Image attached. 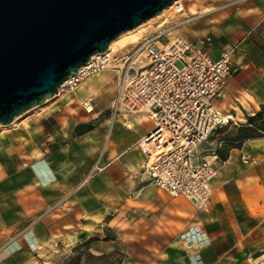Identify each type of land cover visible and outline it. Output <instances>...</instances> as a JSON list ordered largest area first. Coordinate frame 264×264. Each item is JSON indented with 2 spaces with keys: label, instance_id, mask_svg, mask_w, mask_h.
Instances as JSON below:
<instances>
[{
  "label": "crops",
  "instance_id": "crops-1",
  "mask_svg": "<svg viewBox=\"0 0 264 264\" xmlns=\"http://www.w3.org/2000/svg\"><path fill=\"white\" fill-rule=\"evenodd\" d=\"M196 5L203 11L181 35L211 38L214 58L235 49L225 97L215 103L237 134L264 106V0ZM117 92L108 70L0 139V264H49L58 248L89 240L106 220L143 241L142 261L129 264H264V136L227 150L209 208L198 212L142 174L147 158L137 145L153 123L145 114L114 115ZM81 124L93 129L77 134Z\"/></svg>",
  "mask_w": 264,
  "mask_h": 264
},
{
  "label": "built area",
  "instance_id": "built-area-1",
  "mask_svg": "<svg viewBox=\"0 0 264 264\" xmlns=\"http://www.w3.org/2000/svg\"><path fill=\"white\" fill-rule=\"evenodd\" d=\"M168 13L156 32L140 42L92 56L60 90L74 91L86 79L115 73L114 115L121 110L145 114L153 123L137 145L147 158L142 174L159 190L184 197L198 212L207 211L223 143L204 147L232 120L215 102L225 97L235 49L214 58L207 50L211 38L195 43L181 35L197 17L184 0L174 2Z\"/></svg>",
  "mask_w": 264,
  "mask_h": 264
},
{
  "label": "water",
  "instance_id": "water-1",
  "mask_svg": "<svg viewBox=\"0 0 264 264\" xmlns=\"http://www.w3.org/2000/svg\"><path fill=\"white\" fill-rule=\"evenodd\" d=\"M176 1L0 0V128L43 108L92 56Z\"/></svg>",
  "mask_w": 264,
  "mask_h": 264
},
{
  "label": "rangeland",
  "instance_id": "rangeland-1",
  "mask_svg": "<svg viewBox=\"0 0 264 264\" xmlns=\"http://www.w3.org/2000/svg\"><path fill=\"white\" fill-rule=\"evenodd\" d=\"M197 1L199 0H184V4L187 7H190L193 13L199 14L202 13L203 10L201 9V6L196 5ZM169 10H166L164 13H161L155 18L145 22L148 24H146L140 30H133L123 33V35H121V37L123 36L121 38L122 41L130 40V42L124 47L117 45L114 48V51H122L125 48L131 46L133 42H140L142 38L154 34L158 29V25H160L161 22H163V20L169 15ZM209 17H211V14H206L202 21H205ZM70 92L72 91H68L66 89L60 90L59 94L53 100L48 101L47 104H44L43 108L30 111L27 115L20 118L10 127H3L2 129L0 128V139L3 138L4 135H11L12 132H15L16 130L20 131L18 127H22L23 125L21 124L28 120L31 115L36 114L47 106L60 104L61 99H63L64 96L68 95ZM62 113L64 115H69L70 112L63 111ZM235 128H237V125L232 119L230 124L225 126L223 130H219L213 134L212 138L208 142V145L206 146V150L217 148L221 143H223L222 147L220 148V150H222L225 146V140L233 136ZM106 221L107 223L102 224L97 232L92 233V238L89 240L82 242L81 244L71 243L65 246L64 250L58 248L60 251L56 254L58 257H52L50 260L51 263L49 262V264H129L133 260L142 261L143 257L138 256V254L143 253V241L127 239V237L124 235V231H120L119 227L116 226H108V220ZM121 228H125V225H122Z\"/></svg>",
  "mask_w": 264,
  "mask_h": 264
},
{
  "label": "trees",
  "instance_id": "trees-1",
  "mask_svg": "<svg viewBox=\"0 0 264 264\" xmlns=\"http://www.w3.org/2000/svg\"><path fill=\"white\" fill-rule=\"evenodd\" d=\"M237 131V134L235 133L232 137L225 140L224 148L218 151L220 160L225 159L229 148L240 146L244 140L257 139V137L264 136V106L260 112L250 117L247 124L241 125Z\"/></svg>",
  "mask_w": 264,
  "mask_h": 264
},
{
  "label": "bare ground",
  "instance_id": "bare-ground-1",
  "mask_svg": "<svg viewBox=\"0 0 264 264\" xmlns=\"http://www.w3.org/2000/svg\"><path fill=\"white\" fill-rule=\"evenodd\" d=\"M169 9H172L171 7L169 8ZM169 9H167V10H169ZM166 10H164L162 13H164ZM146 24H148V23H145V24H143V25H141L139 28H137L136 30L138 31V30H140L142 27H144ZM123 37V36H122ZM121 36L120 37H118L116 40H114V42H112L111 44H110V47H109V49L108 50H114V48L117 46V45H119V46H121V47H124L127 43H129L130 42V40H124V41H122V38ZM132 40V39H131ZM138 41H135V42H133L132 44H134V43H137ZM51 101V100H50ZM47 103H48V101H47ZM47 103H45V104H47ZM43 107V106H42ZM87 107V106H86ZM89 108V107H88ZM39 109V108H38ZM35 110V109H34ZM91 110V109H90ZM33 111V110H32ZM29 113V112H28ZM20 118H22V117H20ZM19 118V119H20ZM19 119H17L16 121H14L12 124H15ZM3 128V126H1V129Z\"/></svg>",
  "mask_w": 264,
  "mask_h": 264
}]
</instances>
